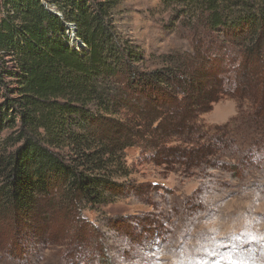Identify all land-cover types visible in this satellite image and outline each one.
<instances>
[{
	"label": "trees",
	"instance_id": "trees-1",
	"mask_svg": "<svg viewBox=\"0 0 264 264\" xmlns=\"http://www.w3.org/2000/svg\"><path fill=\"white\" fill-rule=\"evenodd\" d=\"M120 1L3 0L0 134L19 127L0 140V218L14 226L33 219L42 199L74 212L123 195L124 150L142 140L160 157L174 149L159 148L169 138L197 142L194 121L220 95H250L252 118L264 120V0H162L195 27L194 51L152 69L114 25ZM197 27L223 41L210 35L205 47ZM225 44L237 55L226 57ZM227 60L239 74L221 69ZM252 73L261 80L249 86ZM181 152L188 163L202 154Z\"/></svg>",
	"mask_w": 264,
	"mask_h": 264
},
{
	"label": "rangeland",
	"instance_id": "rangeland-1",
	"mask_svg": "<svg viewBox=\"0 0 264 264\" xmlns=\"http://www.w3.org/2000/svg\"><path fill=\"white\" fill-rule=\"evenodd\" d=\"M176 19L162 0H121L113 10L117 31L137 47L144 69L194 51L195 27ZM197 28L205 47L210 35L223 41ZM224 46L226 57L237 55ZM230 62L221 69L233 77L239 72ZM252 74L249 86L261 80ZM252 101L248 94L220 95L194 121L197 142L169 138L159 148L174 149L160 157L142 140L127 147L128 175L117 179L130 187L123 195L82 202L74 212L42 199L34 218L17 226L0 218V264H264V120L252 118ZM119 116L131 113L121 108ZM193 147L202 154L188 163L181 150Z\"/></svg>",
	"mask_w": 264,
	"mask_h": 264
},
{
	"label": "water",
	"instance_id": "water-1",
	"mask_svg": "<svg viewBox=\"0 0 264 264\" xmlns=\"http://www.w3.org/2000/svg\"><path fill=\"white\" fill-rule=\"evenodd\" d=\"M73 32L75 33V30Z\"/></svg>",
	"mask_w": 264,
	"mask_h": 264
}]
</instances>
